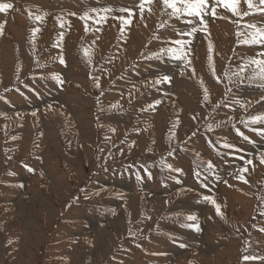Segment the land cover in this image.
<instances>
[{"label": "rangeland", "instance_id": "1", "mask_svg": "<svg viewBox=\"0 0 264 264\" xmlns=\"http://www.w3.org/2000/svg\"><path fill=\"white\" fill-rule=\"evenodd\" d=\"M103 2L0 0V264H264V4Z\"/></svg>", "mask_w": 264, "mask_h": 264}, {"label": "snow or ice", "instance_id": "2", "mask_svg": "<svg viewBox=\"0 0 264 264\" xmlns=\"http://www.w3.org/2000/svg\"><path fill=\"white\" fill-rule=\"evenodd\" d=\"M166 7L172 8L173 15H187L189 17H194L199 19L200 24H204V16L205 15H212L216 16V7L218 5H222L226 9L232 11L234 14L237 13V8L239 4V0H215V2L212 5H209L208 0H163ZM248 7L251 9L254 7L252 0H245ZM261 4H264V0H260ZM179 4V6H178ZM12 7L9 3H0V12H6L8 9ZM142 7V6H141ZM105 11H110V9H106ZM120 11H126V9H120ZM192 20H189L188 23H192ZM251 27L255 28V25H251ZM197 28H192L191 32H196ZM2 27H0V34H2ZM190 34V33H188ZM245 43L249 44H264V29H256L254 32H252L249 35V38L245 39ZM176 44L183 45V40H177L175 41ZM211 47V46H210ZM164 51H167L173 58L175 59H182V56L176 55V51L174 49H162L161 53ZM61 63H63V60H61ZM251 63H255L260 68V74L261 77L264 78V61H251ZM59 81V77H54ZM170 77L164 76L162 77L163 81H168ZM161 81H157V83H160ZM205 93H207V89H205ZM205 99H207V95H205ZM113 107H116V105H113ZM257 122H264V115H257L254 116L251 120V123H257ZM240 135H243V133H239ZM247 139V137H244ZM225 147H231V145H225ZM262 162H264V158H262ZM250 163V161L248 162ZM170 167V166H169ZM209 167H212L211 164H209ZM246 170V169H244ZM29 171H32L29 169ZM197 175H199L197 173ZM242 178V177H241ZM205 199H209L206 197ZM210 202L216 206V211L218 214H220V208L219 205H216L215 200H210ZM187 220L194 221L196 220L195 216L189 215L186 217ZM196 230L199 231L198 226L196 227ZM181 247H184L182 244Z\"/></svg>", "mask_w": 264, "mask_h": 264}, {"label": "bare ground", "instance_id": "3", "mask_svg": "<svg viewBox=\"0 0 264 264\" xmlns=\"http://www.w3.org/2000/svg\"><path fill=\"white\" fill-rule=\"evenodd\" d=\"M14 2H15V0H13ZM89 1V0H88ZM107 2H109V1H111V0H106ZM74 3V2H73ZM106 2H103V0H101V5H103V4H105ZM112 3H113V1L112 2H109V6H110V8L112 9ZM84 5V4H83ZM68 6H72L71 4H68ZM98 6V5H97ZM109 6H108V4L107 5H103V6H101V7H99V8H97V10L98 11H101V10H103V11H105L106 9H109ZM74 8V7H73ZM91 8V7H90ZM86 9V8H85ZM111 11V10H110ZM7 12V11H6ZM105 12H107V13H109V11H105ZM113 15V14H112ZM5 16V15H4ZM86 16V15H85ZM92 17V16H91ZM138 27H140V26H138ZM46 28V27H45ZM107 30V29H106ZM108 31V30H107ZM47 34V33H46ZM235 195V194H234ZM238 195V194H237ZM237 195H235V196H237ZM236 200V199H235ZM221 201V200H220ZM244 201H245V199H244ZM243 201V202H244ZM205 202V201H204ZM219 202V201H218ZM234 202L235 201H232V203L234 204ZM241 203H242V198H237V200H236V203L235 204H238L239 206L241 205ZM229 205V204H228ZM237 205V206H238ZM212 206V205H211ZM236 206V205H235ZM224 209V208H223ZM225 212V211H224ZM225 216V215H224ZM114 229V228H113ZM114 234H115V232H114ZM103 238V237H102ZM214 246V245H213ZM180 255V254H179ZM3 261V260H2ZM181 264V263H180Z\"/></svg>", "mask_w": 264, "mask_h": 264}]
</instances>
